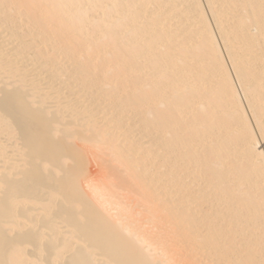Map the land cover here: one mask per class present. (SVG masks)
<instances>
[{
    "label": "bare ground",
    "instance_id": "6f19581e",
    "mask_svg": "<svg viewBox=\"0 0 264 264\" xmlns=\"http://www.w3.org/2000/svg\"><path fill=\"white\" fill-rule=\"evenodd\" d=\"M0 264H264V0H0Z\"/></svg>",
    "mask_w": 264,
    "mask_h": 264
},
{
    "label": "rangeland",
    "instance_id": "374dc122",
    "mask_svg": "<svg viewBox=\"0 0 264 264\" xmlns=\"http://www.w3.org/2000/svg\"><path fill=\"white\" fill-rule=\"evenodd\" d=\"M91 170L95 171V168L92 167ZM147 230H148V229H147ZM148 232H149V231H148ZM152 233H153V232L148 233V234L150 235V234H152ZM153 234H154V236H151V235H150V236H151L152 238L154 237L153 239H155V234H156V236H157L158 234H157L156 232L153 233ZM153 234H152V235H153ZM150 236H149V237H150ZM151 237H150V238H151ZM152 238H151V239H152Z\"/></svg>",
    "mask_w": 264,
    "mask_h": 264
}]
</instances>
